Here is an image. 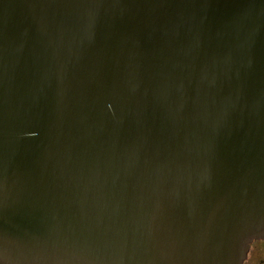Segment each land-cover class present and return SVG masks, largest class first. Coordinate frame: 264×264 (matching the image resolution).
Returning <instances> with one entry per match:
<instances>
[{
	"label": "water",
	"instance_id": "water-1",
	"mask_svg": "<svg viewBox=\"0 0 264 264\" xmlns=\"http://www.w3.org/2000/svg\"><path fill=\"white\" fill-rule=\"evenodd\" d=\"M263 237L264 0H0V264Z\"/></svg>",
	"mask_w": 264,
	"mask_h": 264
},
{
	"label": "flooded vegetation",
	"instance_id": "flooded-vegetation-1",
	"mask_svg": "<svg viewBox=\"0 0 264 264\" xmlns=\"http://www.w3.org/2000/svg\"><path fill=\"white\" fill-rule=\"evenodd\" d=\"M243 264H264V237L250 243Z\"/></svg>",
	"mask_w": 264,
	"mask_h": 264
}]
</instances>
